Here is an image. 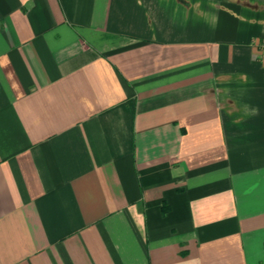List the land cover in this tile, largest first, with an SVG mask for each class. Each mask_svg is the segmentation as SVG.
<instances>
[{"label": "crops", "instance_id": "crops-1", "mask_svg": "<svg viewBox=\"0 0 264 264\" xmlns=\"http://www.w3.org/2000/svg\"><path fill=\"white\" fill-rule=\"evenodd\" d=\"M0 264H264V0H0Z\"/></svg>", "mask_w": 264, "mask_h": 264}]
</instances>
